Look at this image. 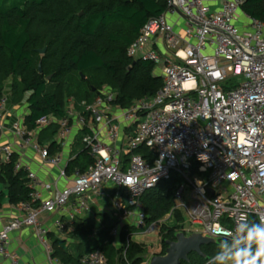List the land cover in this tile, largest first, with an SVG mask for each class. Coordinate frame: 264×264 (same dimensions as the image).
I'll return each instance as SVG.
<instances>
[{
	"label": "built area",
	"instance_id": "1",
	"mask_svg": "<svg viewBox=\"0 0 264 264\" xmlns=\"http://www.w3.org/2000/svg\"><path fill=\"white\" fill-rule=\"evenodd\" d=\"M244 2L167 0L166 12L150 18L127 49L134 60L160 66L163 84L154 95L129 106L118 102V92L106 85L92 102L68 97L64 116L44 115L31 128L27 114L11 109L8 95L3 96L4 161L11 160L16 148L31 149L45 165L60 169L51 182L30 164L16 162L15 171L27 173L31 193L17 207L19 213L0 229V254L9 264H25L9 250L12 233L23 227L34 229L49 264H63L53 256L50 228L41 215L54 216L55 228L63 230L62 213L71 208L75 220L91 209V196L104 195L108 187L127 195L121 221H133L131 225L143 235L156 233L160 223H147L141 198L160 182L171 180L173 172L184 180L175 193L176 208L185 206L203 235L228 240L231 248L222 251L225 255L243 239L238 225L249 226L253 216L258 223L264 219V21L245 12ZM233 77H239V83L225 89ZM51 125L57 127L56 143L61 146L55 153L38 136ZM74 133L82 137L94 162L83 170L75 168L70 176L67 164L77 155L66 160L64 152ZM141 149L148 154L139 153ZM199 154L207 155L208 161L199 160ZM61 179L67 185L59 186ZM187 187H191L188 205L183 204ZM209 189L214 190L212 196ZM44 191L51 194L45 196ZM119 234L120 228L114 226L111 235ZM151 256L140 264H149ZM80 264H109V260L94 250L84 254Z\"/></svg>",
	"mask_w": 264,
	"mask_h": 264
},
{
	"label": "trees",
	"instance_id": "2",
	"mask_svg": "<svg viewBox=\"0 0 264 264\" xmlns=\"http://www.w3.org/2000/svg\"><path fill=\"white\" fill-rule=\"evenodd\" d=\"M166 10L167 0H0V100L6 94V81L11 78L9 107L25 100L29 105L26 123L32 128L44 115L58 118L65 115L66 99L60 98L58 88L68 89L69 83L74 82L73 73L78 74L79 81L88 83L84 94L88 98L105 85L118 92L117 100L125 106L143 96L154 95L163 84L162 77L156 73V64L134 60L128 56L127 49L146 22ZM243 10L264 21V0H245ZM43 48H46L44 55L39 52ZM77 94L73 91L68 96ZM54 146L55 143L50 145L51 153L56 152ZM143 153L148 154L146 150ZM17 161L14 154L2 165L0 181L8 189L10 203L20 205L30 199L31 188L27 173L15 171ZM93 162L89 150L82 148L68 168L83 170ZM178 175L160 182L142 196L148 224L160 221L175 207V193L180 185ZM3 196L0 192V198ZM98 216L102 227L95 236L98 228L92 218L76 224V236L82 241L74 246V251L67 240L51 233L53 256L63 264H80L84 254L100 250L109 264H140L146 248L139 242H128V226L115 241L111 235L113 222L106 214ZM177 220H180L179 211ZM253 223H258L255 216L249 226ZM163 229L160 254L165 253L167 240H175L176 232L181 230L179 225L168 229L163 226ZM92 242L95 245L90 248ZM124 250L126 258L122 254ZM202 250L208 258L197 254L195 264H205L217 255L212 254L214 247H202ZM193 260L190 257L189 262Z\"/></svg>",
	"mask_w": 264,
	"mask_h": 264
},
{
	"label": "crops",
	"instance_id": "3",
	"mask_svg": "<svg viewBox=\"0 0 264 264\" xmlns=\"http://www.w3.org/2000/svg\"><path fill=\"white\" fill-rule=\"evenodd\" d=\"M214 7H217V5H214ZM10 108L13 110L15 109L12 106ZM22 111L23 110L21 109V111L19 112ZM24 113L28 114L29 109ZM38 136L39 139L43 138V142H42L43 144L53 145V143H55V146L53 148L56 150V152L61 149L60 144L56 143L57 127L55 125H51L49 127L43 128L38 133ZM78 137H79V133H74V135L70 138L71 139L70 142L72 141V139L73 142L70 145V147H68L64 152L66 160L68 158L70 159V156H72L73 154L78 155V153L80 152L81 149L80 150L75 149L76 140ZM6 141L7 140L4 138L0 140V143L2 144L5 143ZM14 154L17 156L18 160H22L24 163L30 164L32 168L38 172V174L43 180L54 182V180L58 178V175L60 173L59 167L45 165L41 160L40 155L34 152L33 150L31 149L21 150L19 148H16ZM70 161H68L67 164V173L68 175L71 176L75 168L74 169L68 168ZM4 163L6 162L4 161L3 156L0 154V173H1L2 165ZM65 185H67V181L65 179H61L59 181V186H65ZM0 192H2L4 195L2 198H0V229H1L3 225L9 221V219H11L14 215H17L19 213L17 208L19 205L10 203L8 198V189L1 181H0ZM50 194L51 191H44L45 196H49ZM119 195L122 196L121 197L122 205L125 204L127 197L126 193L121 190L118 191L117 189L112 187L106 188L105 194L102 196L92 195L91 209L85 212L84 214H78L75 217V220L71 219L70 214L72 209L69 208L66 212L62 213L61 216L63 222L65 223V229L63 230H58L55 228L52 222L54 216H51L47 213H43L41 215V219L48 226V228H50L49 236L52 233L53 235L61 239L67 240L70 250L74 251L75 249L74 246H76L82 241L80 237L76 236L75 233L76 224L82 223L86 218H89L90 214H93L92 220L94 221L95 217L98 216V214L100 213L108 215L110 220L113 222L114 216L111 215L110 211H114V210H109L107 206L104 207V202L114 201L115 199H118L120 197ZM99 221L101 222V218L99 219ZM9 250L16 253L17 256L20 258V260L25 264H49L48 256L44 249V246L39 242L38 238L36 237L35 231L32 227H23L22 229L13 232L11 235ZM0 264H9V260L1 254H0ZM228 264H231V261H229Z\"/></svg>",
	"mask_w": 264,
	"mask_h": 264
},
{
	"label": "rangeland",
	"instance_id": "4",
	"mask_svg": "<svg viewBox=\"0 0 264 264\" xmlns=\"http://www.w3.org/2000/svg\"><path fill=\"white\" fill-rule=\"evenodd\" d=\"M156 73H160V66H158V65H156ZM72 78H73L74 82L69 83V85L67 87L68 89H66V87H65L64 88L65 91H64V90H62L61 87L58 88L60 98L63 99V97H64L67 100V98L70 97V96H68L69 93H73V91H75L78 93L77 95H75L78 101L86 100L87 102H92L95 95L92 98H88L84 95L87 91L88 83L84 80L79 81L77 73H73ZM240 78H242V77H240ZM11 83H12V79L9 78L5 84L6 85L5 86V93L8 95V97L12 98ZM238 83H239V77H233V78H231V80L227 81L224 84V86L226 87L225 89H229V88L237 85ZM14 108L16 110H19V111H21V109H22L23 110L22 113H24V112L28 111L29 105L25 100H22L21 102H15ZM81 139H82V137L79 136L76 140V145H75L76 150H80V149L84 148V144L82 143ZM144 151H145V149H141V150H139V153H143ZM176 175H178V174L176 172H173V176H176ZM177 182L179 184H182V183H184V180L179 176L177 178ZM190 190H191V187H187V192L185 193L183 204L188 205L190 203L189 199H188V192H190ZM119 196H120L119 197L120 199L118 198V199H115L114 201H111V202H106V201L104 202V207L107 206L109 208V210H114V211H110L111 215L114 216L113 226L115 225V226H118L120 228L119 236H116L113 238L115 239V241L118 240V238L121 235V232L123 231V228L128 226V228L130 229L129 234H132L130 240L134 241V242H139L146 248V253L144 254L143 257L149 256V255H154V254H160L161 251L163 250L162 235H163V230H165V229H163V226H166V229H168V228H171V226L179 225L181 230H184L187 234H191L194 231H201L202 230V227L200 225L193 224L191 222L185 206L179 207L177 209L176 205H175V207L172 208V210L159 221L160 224H158V228L156 230V233H153L151 235H149V234L143 235V234H141V232H140L141 229H139L138 226L131 225L133 221H130V220L121 221L120 220V209L122 207V202H121L122 196L121 195H119ZM177 211H179V213H180V220H177ZM92 217H93V214H90L89 218H92ZM96 217L94 219V223L98 229H96L93 236H95L96 232H98L97 230H99L100 227H102V224L99 221L100 217L99 216H96ZM134 220H135V218H134ZM93 242L90 244V246H89L90 248L95 245V243H93ZM221 242H224V244L227 245V248H231V243L226 239L220 240L219 244L211 243L208 245H203L202 247L203 248H206L207 246L208 247L209 246L214 247L216 250L212 251V254L216 255L217 253H220L224 249H226V248L222 247ZM124 251L122 253L123 255L125 254ZM190 257H192L194 259L193 262L182 261L181 264H195L196 258H197V253L192 252L190 254ZM228 262H226V264H228Z\"/></svg>",
	"mask_w": 264,
	"mask_h": 264
},
{
	"label": "clouds",
	"instance_id": "5",
	"mask_svg": "<svg viewBox=\"0 0 264 264\" xmlns=\"http://www.w3.org/2000/svg\"><path fill=\"white\" fill-rule=\"evenodd\" d=\"M204 146L206 147V144ZM197 158L203 162L209 159L205 154H199ZM197 184L199 185L200 181H197ZM237 231L241 233L243 239L234 242L232 250L227 255L220 252L214 259L219 261V264H226L227 261H231V264H264V219L244 228L238 225ZM220 234L231 233L222 232ZM221 244L222 247L227 248L224 242ZM241 244L243 246H240Z\"/></svg>",
	"mask_w": 264,
	"mask_h": 264
},
{
	"label": "water",
	"instance_id": "6",
	"mask_svg": "<svg viewBox=\"0 0 264 264\" xmlns=\"http://www.w3.org/2000/svg\"><path fill=\"white\" fill-rule=\"evenodd\" d=\"M179 13L184 16L180 10ZM39 52L44 55L46 48L39 49ZM39 70L42 72V60L39 62ZM83 78H85V76H83ZM48 79H51V76H49ZM1 134L2 129L0 127V136ZM213 193L214 190L209 189V194L211 196ZM175 237V240H167V247L164 254H154L151 256L149 264H181L182 261L189 262V256L192 252L207 259L208 256L203 252L202 246L211 243H218L220 240L217 237L203 235L200 231H194L191 234H187L184 230H179L176 232Z\"/></svg>",
	"mask_w": 264,
	"mask_h": 264
}]
</instances>
